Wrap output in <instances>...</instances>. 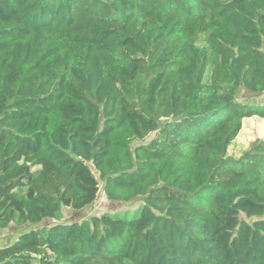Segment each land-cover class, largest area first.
I'll use <instances>...</instances> for the list:
<instances>
[{
  "label": "trees",
  "instance_id": "obj_1",
  "mask_svg": "<svg viewBox=\"0 0 264 264\" xmlns=\"http://www.w3.org/2000/svg\"><path fill=\"white\" fill-rule=\"evenodd\" d=\"M241 88L264 90V0H0V229L27 226L0 264H264ZM101 193L140 203L58 220Z\"/></svg>",
  "mask_w": 264,
  "mask_h": 264
},
{
  "label": "rangeland",
  "instance_id": "obj_2",
  "mask_svg": "<svg viewBox=\"0 0 264 264\" xmlns=\"http://www.w3.org/2000/svg\"><path fill=\"white\" fill-rule=\"evenodd\" d=\"M237 98L239 101L250 103V104H264V90L258 94L248 93L243 88L240 89ZM264 141V117L250 116L243 120L242 129L232 142L228 149V155L234 158H240L246 152L251 150L255 145ZM140 203V202H139ZM137 203V204H139ZM136 202L121 203L112 202L107 200L103 193H101L95 203L90 207L81 211H72L70 209H63L58 220L61 222H71L75 220H81L83 218L90 217L92 215H102L110 212L125 213L132 217L133 211L137 207ZM244 218V216L242 215ZM251 221V220H249ZM46 222H52L47 220ZM27 226H17L11 224L6 228L8 235L18 234ZM6 234V233H5Z\"/></svg>",
  "mask_w": 264,
  "mask_h": 264
},
{
  "label": "crops",
  "instance_id": "obj_3",
  "mask_svg": "<svg viewBox=\"0 0 264 264\" xmlns=\"http://www.w3.org/2000/svg\"><path fill=\"white\" fill-rule=\"evenodd\" d=\"M7 231L8 230H6V228L0 229V247L6 246L12 243L17 238V235L19 234V233L18 234L14 233V235L7 236V233H8Z\"/></svg>",
  "mask_w": 264,
  "mask_h": 264
}]
</instances>
